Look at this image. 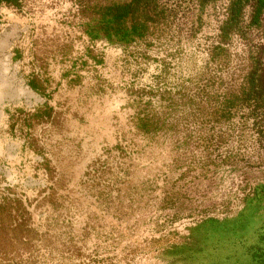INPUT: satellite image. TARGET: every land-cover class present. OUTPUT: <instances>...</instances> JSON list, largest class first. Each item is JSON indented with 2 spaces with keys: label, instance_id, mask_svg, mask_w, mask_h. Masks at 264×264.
I'll list each match as a JSON object with an SVG mask.
<instances>
[{
  "label": "rangeland",
  "instance_id": "1",
  "mask_svg": "<svg viewBox=\"0 0 264 264\" xmlns=\"http://www.w3.org/2000/svg\"><path fill=\"white\" fill-rule=\"evenodd\" d=\"M127 1H0V264H264V13Z\"/></svg>",
  "mask_w": 264,
  "mask_h": 264
},
{
  "label": "trees",
  "instance_id": "2",
  "mask_svg": "<svg viewBox=\"0 0 264 264\" xmlns=\"http://www.w3.org/2000/svg\"><path fill=\"white\" fill-rule=\"evenodd\" d=\"M4 1V0H0ZM153 1V9H156V3ZM200 8L204 6L209 1L215 0H197ZM251 2V9L248 15V24L247 27L258 28L260 25L261 17L264 13V0H229L227 7V16L225 20L221 23L219 27L220 37L225 40L228 37V34L235 31L238 27L240 14L244 6ZM148 0H128L124 4L111 5L106 8H103L101 14L102 18L108 19L110 22L122 23L129 22L131 24L132 33L137 35L141 32L143 33L145 29L141 25H137V22L143 14V21H149L147 16H145L148 7ZM163 9L159 10V13H162ZM136 25V26H135ZM140 26V27H139ZM140 33V34H141ZM264 34V32H263ZM139 36V35H138ZM249 89L245 93L247 99H250L253 96H257L256 92V83L253 75L249 76L248 79Z\"/></svg>",
  "mask_w": 264,
  "mask_h": 264
}]
</instances>
